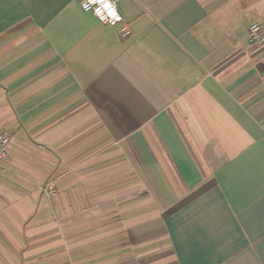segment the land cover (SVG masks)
<instances>
[{
  "label": "crops",
  "instance_id": "0c3cea01",
  "mask_svg": "<svg viewBox=\"0 0 264 264\" xmlns=\"http://www.w3.org/2000/svg\"><path fill=\"white\" fill-rule=\"evenodd\" d=\"M114 2L0 0V264H264V0Z\"/></svg>",
  "mask_w": 264,
  "mask_h": 264
},
{
  "label": "built area",
  "instance_id": "2783aa9c",
  "mask_svg": "<svg viewBox=\"0 0 264 264\" xmlns=\"http://www.w3.org/2000/svg\"><path fill=\"white\" fill-rule=\"evenodd\" d=\"M80 6L83 12L91 13L101 24L114 25L121 20L114 0H81ZM248 31L250 42L260 45L264 44V32H262L258 23H252ZM8 146L9 137L5 132L0 130V166L1 162L7 158ZM52 193V189L46 191L47 195Z\"/></svg>",
  "mask_w": 264,
  "mask_h": 264
}]
</instances>
